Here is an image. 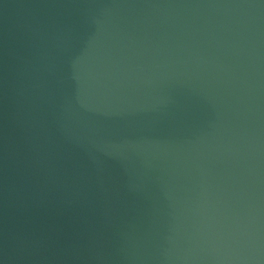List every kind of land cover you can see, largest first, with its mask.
<instances>
[{
    "label": "water",
    "instance_id": "1",
    "mask_svg": "<svg viewBox=\"0 0 264 264\" xmlns=\"http://www.w3.org/2000/svg\"><path fill=\"white\" fill-rule=\"evenodd\" d=\"M0 264H264V0H0Z\"/></svg>",
    "mask_w": 264,
    "mask_h": 264
}]
</instances>
